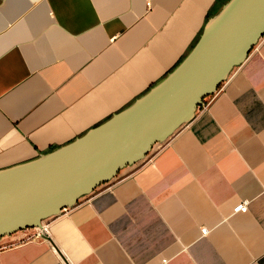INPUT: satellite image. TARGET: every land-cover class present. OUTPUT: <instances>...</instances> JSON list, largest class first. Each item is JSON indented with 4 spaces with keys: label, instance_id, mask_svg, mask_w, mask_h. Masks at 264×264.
Returning <instances> with one entry per match:
<instances>
[{
    "label": "crops",
    "instance_id": "crops-1",
    "mask_svg": "<svg viewBox=\"0 0 264 264\" xmlns=\"http://www.w3.org/2000/svg\"><path fill=\"white\" fill-rule=\"evenodd\" d=\"M229 1L0 0V170L124 112ZM43 224L1 238L0 264H264V37L188 125Z\"/></svg>",
    "mask_w": 264,
    "mask_h": 264
},
{
    "label": "water",
    "instance_id": "water-1",
    "mask_svg": "<svg viewBox=\"0 0 264 264\" xmlns=\"http://www.w3.org/2000/svg\"><path fill=\"white\" fill-rule=\"evenodd\" d=\"M264 37V0H230L162 82L75 142L0 170V240L42 229L191 122ZM1 242V241H0Z\"/></svg>",
    "mask_w": 264,
    "mask_h": 264
},
{
    "label": "built area",
    "instance_id": "built-area-1",
    "mask_svg": "<svg viewBox=\"0 0 264 264\" xmlns=\"http://www.w3.org/2000/svg\"><path fill=\"white\" fill-rule=\"evenodd\" d=\"M248 209V203H243L241 206L238 207L237 211H241V212H246ZM46 230V227L44 226L42 229H38V232L36 233L35 237L41 238L42 235L44 234V231ZM207 234V229L206 230H202V235H206ZM4 247L1 245L0 246V252Z\"/></svg>",
    "mask_w": 264,
    "mask_h": 264
},
{
    "label": "rangeland",
    "instance_id": "rangeland-1",
    "mask_svg": "<svg viewBox=\"0 0 264 264\" xmlns=\"http://www.w3.org/2000/svg\"><path fill=\"white\" fill-rule=\"evenodd\" d=\"M208 98H209V97H208ZM208 98H206L205 101H206Z\"/></svg>",
    "mask_w": 264,
    "mask_h": 264
},
{
    "label": "trees",
    "instance_id": "trees-1",
    "mask_svg": "<svg viewBox=\"0 0 264 264\" xmlns=\"http://www.w3.org/2000/svg\"><path fill=\"white\" fill-rule=\"evenodd\" d=\"M212 97V96H211Z\"/></svg>",
    "mask_w": 264,
    "mask_h": 264
}]
</instances>
